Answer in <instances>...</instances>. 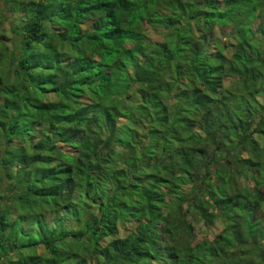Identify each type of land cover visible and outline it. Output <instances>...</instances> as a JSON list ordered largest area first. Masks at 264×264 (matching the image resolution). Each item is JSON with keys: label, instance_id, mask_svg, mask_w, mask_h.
<instances>
[{"label": "trees", "instance_id": "16d2710c", "mask_svg": "<svg viewBox=\"0 0 264 264\" xmlns=\"http://www.w3.org/2000/svg\"><path fill=\"white\" fill-rule=\"evenodd\" d=\"M261 188L264 0H0V264H264Z\"/></svg>", "mask_w": 264, "mask_h": 264}, {"label": "rangeland", "instance_id": "374dc122", "mask_svg": "<svg viewBox=\"0 0 264 264\" xmlns=\"http://www.w3.org/2000/svg\"><path fill=\"white\" fill-rule=\"evenodd\" d=\"M7 35L9 38L13 37V35L11 36V34H7ZM260 191H261V194L264 196V188H261ZM194 227H195L197 239H201L202 237H205V236L210 237V235L213 234V232H215L216 228H217V227H209L206 230V229H204L202 223H196V224H194ZM128 229L129 228H127V227L121 226V231H123V232H126V230H128Z\"/></svg>", "mask_w": 264, "mask_h": 264}]
</instances>
